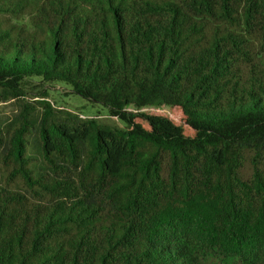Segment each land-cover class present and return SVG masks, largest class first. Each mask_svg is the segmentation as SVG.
Returning a JSON list of instances; mask_svg holds the SVG:
<instances>
[{"label": "trees", "instance_id": "16d2710c", "mask_svg": "<svg viewBox=\"0 0 264 264\" xmlns=\"http://www.w3.org/2000/svg\"><path fill=\"white\" fill-rule=\"evenodd\" d=\"M0 264H264V0H0Z\"/></svg>", "mask_w": 264, "mask_h": 264}, {"label": "rangeland", "instance_id": "374dc122", "mask_svg": "<svg viewBox=\"0 0 264 264\" xmlns=\"http://www.w3.org/2000/svg\"><path fill=\"white\" fill-rule=\"evenodd\" d=\"M36 78L28 79L22 85L24 96L11 97L0 101V122L10 124L23 107L24 101H28L35 107V113H40L39 101H48L56 110L78 113L83 117H94L100 121L122 126L123 123L117 118L110 117L107 109L100 104L91 103L88 100L70 93L64 85L56 83H38Z\"/></svg>", "mask_w": 264, "mask_h": 264}]
</instances>
